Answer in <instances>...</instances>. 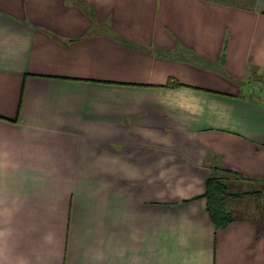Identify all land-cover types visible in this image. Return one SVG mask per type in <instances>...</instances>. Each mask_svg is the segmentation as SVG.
I'll list each match as a JSON object with an SVG mask.
<instances>
[{"label": "crops", "instance_id": "obj_1", "mask_svg": "<svg viewBox=\"0 0 264 264\" xmlns=\"http://www.w3.org/2000/svg\"><path fill=\"white\" fill-rule=\"evenodd\" d=\"M258 77L264 0H0V264H264Z\"/></svg>", "mask_w": 264, "mask_h": 264}, {"label": "trees", "instance_id": "obj_2", "mask_svg": "<svg viewBox=\"0 0 264 264\" xmlns=\"http://www.w3.org/2000/svg\"><path fill=\"white\" fill-rule=\"evenodd\" d=\"M257 80L264 81L261 77H258ZM238 175L242 179L246 178L244 175ZM258 192L261 191L247 192L244 194H252ZM237 195L239 196L240 194L230 192L225 179L221 176L214 175L207 181L206 191L202 196L207 199V210L209 212L211 220L218 230L227 228L233 221L232 215L227 210L226 202L230 196Z\"/></svg>", "mask_w": 264, "mask_h": 264}, {"label": "rangeland", "instance_id": "obj_3", "mask_svg": "<svg viewBox=\"0 0 264 264\" xmlns=\"http://www.w3.org/2000/svg\"><path fill=\"white\" fill-rule=\"evenodd\" d=\"M254 85H256L257 86V89H262V91H263V93H264V84L263 83H254ZM245 188H247V187H245ZM249 188H251V187H249Z\"/></svg>", "mask_w": 264, "mask_h": 264}]
</instances>
